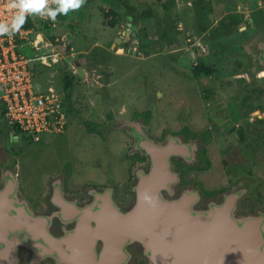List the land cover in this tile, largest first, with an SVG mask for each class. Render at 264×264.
I'll use <instances>...</instances> for the list:
<instances>
[{
    "label": "rangeland",
    "instance_id": "374dc122",
    "mask_svg": "<svg viewBox=\"0 0 264 264\" xmlns=\"http://www.w3.org/2000/svg\"><path fill=\"white\" fill-rule=\"evenodd\" d=\"M125 2L138 14L136 24L140 31L135 39L140 42L138 52L141 56L132 52L135 39L130 48L125 47V53L111 51V39L116 30L106 25L102 13H125L127 10L121 0H86L79 10H70L63 19H58L51 32H42L45 37L52 33L51 36L58 39L72 34L71 52L61 45L65 58L55 68L57 70L61 64L62 72L68 70L74 76L73 70L82 68L86 74L84 78L75 76L68 126L62 134H42L38 142L22 141V147L16 149L9 144L12 132L0 115V187L4 177L13 174L19 187L17 200L25 201L33 214L51 219L50 229L55 234L60 233L63 224L57 218L58 210L46 200L50 186L60 183L64 197L78 207L90 203L93 192L109 190L115 205L127 210L134 203L132 189L137 175L146 172L149 166L147 157L136 149L129 127H135L155 143L164 144L169 137L174 138L171 132L178 134L183 130L190 105L196 114L200 111L192 83L185 79L186 60L194 56L192 51L186 52L185 47H189L184 41L186 36L179 39L170 34L168 15L163 13L159 17L156 0ZM178 33L180 31H176ZM156 40L166 44L162 50L166 54L158 55ZM94 43L99 46L93 47ZM19 52L34 58L49 53V48L35 51L32 46L25 45ZM51 74L54 87L62 95L54 71ZM44 77L45 74H41L39 79L45 81ZM175 139L184 144L180 136ZM133 153L143 159L136 161ZM172 170L175 172L173 166ZM196 180L201 188L206 187L201 177ZM172 190L174 197L195 191H186L184 185L176 186L175 183ZM40 196L44 203H39ZM218 203L205 205L198 199L194 209L205 210L210 204ZM235 214L245 217L236 209ZM254 214L263 212L257 210ZM126 250L130 254L127 264H149L137 243L129 244ZM19 252L28 255L26 262L29 264L31 253L23 247ZM39 264L59 263L46 258Z\"/></svg>",
    "mask_w": 264,
    "mask_h": 264
},
{
    "label": "flooded vegetation",
    "instance_id": "af4514ba",
    "mask_svg": "<svg viewBox=\"0 0 264 264\" xmlns=\"http://www.w3.org/2000/svg\"><path fill=\"white\" fill-rule=\"evenodd\" d=\"M121 2L131 14L119 13L116 37L126 25H137L135 11L128 9L132 7L125 0ZM156 5L159 17L168 15L170 34L179 39L186 36V52L194 53L186 60L185 79L200 102L197 114L189 106L183 130L171 132L185 145L184 159L171 157L176 186L195 190L205 205L234 196L240 216L257 210L264 214V0H156ZM139 31L137 26L136 35ZM132 40L120 46L123 51ZM155 43L158 55L166 54L160 47L164 42ZM22 145V141L21 146L10 144L16 149ZM133 155L136 161L143 159ZM196 177L205 180L206 187L201 188ZM55 185L49 187V203ZM61 191L64 195L62 185ZM55 200L65 208L63 216L75 215L71 206ZM17 255L19 264H28V255Z\"/></svg>",
    "mask_w": 264,
    "mask_h": 264
},
{
    "label": "water",
    "instance_id": "95a60500",
    "mask_svg": "<svg viewBox=\"0 0 264 264\" xmlns=\"http://www.w3.org/2000/svg\"><path fill=\"white\" fill-rule=\"evenodd\" d=\"M136 31L137 25H126L113 40L111 49L123 52L120 46L135 39ZM64 38L69 42L70 35ZM164 45L160 44L162 50ZM76 74L81 78L86 75L82 68H78ZM128 130L136 141V149L147 157L149 166L146 172L138 173L132 189L134 203L127 210L115 205L109 190L93 192L92 201L78 207L64 197L60 183H56L51 204L58 210L57 218L63 227L55 234L50 229L51 219L33 214L25 201L17 200L19 187L13 174L4 177L0 202L6 199L10 205L7 210L0 207V264H18L21 247L31 253L30 264H39L46 258L59 264H75L67 256L72 254L67 241L79 240L88 231L92 233L91 259L95 264H127L130 254L126 249L131 243L140 246L149 264H264V214L239 217L235 214L234 196L210 204L205 210H195L198 201L195 192L174 197L172 190L178 176L172 170L170 159L184 157L185 145L172 137L158 144L135 127ZM9 139L11 146H21L19 137L11 134ZM172 143L178 148L171 146ZM152 155L158 159L153 161ZM151 181L159 185L149 188L147 182ZM57 198L75 210L72 218L63 217L65 208L55 200ZM104 208L125 223L120 231L113 229L116 234H109L107 229L102 235L97 222L89 217L91 211ZM37 227L39 235L31 231ZM50 245L53 246L50 251L43 249ZM36 253L40 254L37 258Z\"/></svg>",
    "mask_w": 264,
    "mask_h": 264
},
{
    "label": "built area",
    "instance_id": "2783aa9c",
    "mask_svg": "<svg viewBox=\"0 0 264 264\" xmlns=\"http://www.w3.org/2000/svg\"><path fill=\"white\" fill-rule=\"evenodd\" d=\"M14 11L8 8L7 0H0V20L10 21ZM35 16L44 30L22 28L12 37L0 36V115L8 128L38 142L42 134H62L68 126L62 95L52 82L45 84L39 79L42 70L55 68L65 58L67 41L64 36L58 39L52 33L49 37L42 33L57 26V17L52 20ZM25 45L35 51L49 48V53L28 58L19 52ZM139 46L135 39L131 49L141 56ZM73 73L77 75L75 69Z\"/></svg>",
    "mask_w": 264,
    "mask_h": 264
},
{
    "label": "clouds",
    "instance_id": "9594fccd",
    "mask_svg": "<svg viewBox=\"0 0 264 264\" xmlns=\"http://www.w3.org/2000/svg\"><path fill=\"white\" fill-rule=\"evenodd\" d=\"M85 3L86 0H7L8 8L15 11L10 21L0 20V36H14L27 22L28 15L55 20L60 14L79 10Z\"/></svg>",
    "mask_w": 264,
    "mask_h": 264
},
{
    "label": "bare ground",
    "instance_id": "6f19581e",
    "mask_svg": "<svg viewBox=\"0 0 264 264\" xmlns=\"http://www.w3.org/2000/svg\"><path fill=\"white\" fill-rule=\"evenodd\" d=\"M39 40H41V38H39ZM170 145L171 146L173 145L174 147L178 148L176 146L177 145L176 143H172ZM156 159H158V158L153 157V155H152V160L154 161ZM147 184H148L149 188H154L155 186L159 185V183L157 181L147 182ZM147 191L149 192L150 190L148 189ZM101 199H102V201L104 200L103 198H101ZM103 204H104V202H103ZM9 205L10 204L7 202L6 199H1V202H0L1 209L7 210L9 208ZM11 207H12V205H11ZM72 211L74 213H76L74 209ZM69 216L71 218L73 217V215H69ZM63 217L65 219H69L66 216H63ZM89 217L93 218L97 222V225L99 227V232L102 235L105 233V232H103V230H107V229H108L107 231L109 232V234H111L112 232L114 234H116L115 233L116 231H114L113 229L119 228L118 231H120L122 229V225L125 224L121 220H119L118 217H116L115 215H112V213L108 209L106 210L105 208L102 209V210H98L97 212L96 211H91L89 213ZM98 221L100 223H98ZM28 222H29V220H28ZM100 225L105 227V228H102ZM31 231H33L34 234H38L39 235L38 227H37L36 230H31ZM89 235H90V238L88 239L87 237ZM91 238H92V233L88 231L87 233H84L82 235L81 239H79V240L76 239V238H70L67 241V246L71 250V253H72L71 255L69 254L67 256H69L70 260L73 261L75 264H95V261H93L91 259V256H92V251H91V246H90ZM87 239H88V241H87ZM73 244H74L75 247L72 246ZM43 249L46 250V251L47 250L50 251L51 249H53V246L50 245V247L48 249L43 247ZM39 255H40L39 253H36V258ZM86 255H88V258H86ZM64 257L66 258V256H64Z\"/></svg>",
    "mask_w": 264,
    "mask_h": 264
},
{
    "label": "trees",
    "instance_id": "16d2710c",
    "mask_svg": "<svg viewBox=\"0 0 264 264\" xmlns=\"http://www.w3.org/2000/svg\"><path fill=\"white\" fill-rule=\"evenodd\" d=\"M128 9L131 10L132 12H134L133 8H128ZM109 16L111 18H108ZM64 17H65L64 14H60L57 16V19L60 20V19H63ZM117 17H118V14H116L115 12H112V11L109 13H102V20L105 21L106 25L109 28H114L115 30H117L118 26H119V21L117 20ZM134 17H135V20L138 19L137 18L138 15H136L135 13H134ZM41 25H42V22L34 14V15H28L27 16V22L23 25L22 28L23 29L33 28L36 31L44 30V28ZM70 49H71L70 43H67V50L70 51ZM51 71H54V74H53L54 79H55V81L57 79L59 82L58 84L61 86V92L63 95L62 96L63 97V108H64V111L66 113V116H68L69 111H71V105H72V98H71L72 96L71 95H72V90L75 89V85H74L76 83L75 82L76 81L75 76H77V75L74 76L68 70L66 72H62L61 71V64H59L57 70H56V68L55 69L42 70L40 75L45 74L44 80L47 82L48 81L52 82V84H53V81H52ZM45 81H43V82L45 83ZM148 117H149V115H148ZM67 119H68V117H67ZM148 119H145V121L147 122ZM10 132H12L13 135L18 136L21 139V141H24V142L32 141L30 138H28L25 135H22L21 133H19L15 129H10Z\"/></svg>",
    "mask_w": 264,
    "mask_h": 264
},
{
    "label": "crops",
    "instance_id": "0c3cea01",
    "mask_svg": "<svg viewBox=\"0 0 264 264\" xmlns=\"http://www.w3.org/2000/svg\"><path fill=\"white\" fill-rule=\"evenodd\" d=\"M70 35V39H69V43L70 42H72L73 41V39H74V37H73V35L72 34H69ZM138 35H136V37H137ZM116 37V35L115 36H113V38L111 39V43L113 42V40H114V38ZM68 43V42H67ZM93 47H96V46H99V44H97V43H94L93 45H92ZM72 49V48H71ZM70 49V50H71ZM102 49L103 50H106V47H102ZM107 51V50H106ZM112 51V50H111Z\"/></svg>",
    "mask_w": 264,
    "mask_h": 264
}]
</instances>
